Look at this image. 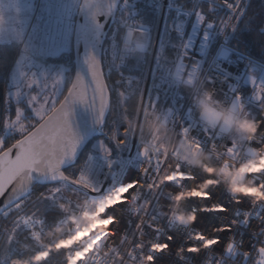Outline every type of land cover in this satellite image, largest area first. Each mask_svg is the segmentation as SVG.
I'll return each instance as SVG.
<instances>
[{
  "label": "built area",
  "instance_id": "1",
  "mask_svg": "<svg viewBox=\"0 0 264 264\" xmlns=\"http://www.w3.org/2000/svg\"><path fill=\"white\" fill-rule=\"evenodd\" d=\"M142 1L155 12L156 26L152 29L139 25L137 11L129 9L124 22L123 46L134 51L138 44L136 37L145 38L148 93L144 108L141 115L137 114L138 110L134 119L123 123V127L116 126V136L120 129L119 136L125 137L127 143L125 139L110 142L111 170L103 159L105 154L92 151L84 161L81 170L89 178L79 184L92 192L94 183L104 187L103 194H111L104 207H113L104 220L97 219L95 213L88 216V211L84 212L92 223L83 231L78 229V234L84 236L93 230L95 233L69 260L74 256L81 264H263L264 199L256 197L257 194L264 196V189L260 187L264 185V170L259 168V164H264V157L253 165L247 177L258 191L233 196L222 183H214L218 177L182 161L179 157L183 153L177 146L183 144L188 148L189 160L206 156L202 163L208 165V171L214 167L239 168L253 161L256 152L264 147V130L258 131L264 111L252 101V85L257 99L264 93V62L227 41L244 0H193L189 7L165 5L164 0ZM206 8L214 9L213 13L206 12ZM170 11L174 14L172 31L177 39L173 60L158 50L154 52L162 15L163 24ZM201 14L214 27L208 29L203 18L197 24L196 17ZM250 74H258V78ZM205 91L212 94L214 106L218 103L229 110L234 102L232 97L238 94L242 98L241 101L236 98L240 104L235 115L238 119L245 109L254 111L251 122L257 125L256 134L251 140L245 138L240 147L234 144L233 153L224 149L233 131L223 132L221 125L210 127L198 115L194 102ZM154 97L156 102L151 108ZM186 119L191 121L190 127L198 124L213 130L222 139L214 145L202 146L184 129ZM201 139L205 137L202 135ZM167 145H172L171 151ZM206 192L212 193L211 200L203 199ZM185 193L188 196L183 199L181 210L191 216L187 224H181L170 219L169 206L174 195L180 199ZM91 197L87 196L85 201L91 203ZM121 200L124 202L118 203ZM241 201L240 208L247 211L236 217L234 213ZM221 204L229 210L224 212L219 207ZM105 224L110 227H102Z\"/></svg>",
  "mask_w": 264,
  "mask_h": 264
},
{
  "label": "trees",
  "instance_id": "2",
  "mask_svg": "<svg viewBox=\"0 0 264 264\" xmlns=\"http://www.w3.org/2000/svg\"><path fill=\"white\" fill-rule=\"evenodd\" d=\"M192 1L174 0L175 4L172 5L189 7ZM127 2L124 9H121L119 4L102 48L103 73L108 91L111 90L112 92V103L101 128L102 135L94 138L85 147L74 166L63 171L64 175L72 181H75L72 173L79 174L87 155L93 151V142L98 138L105 137L107 146L111 147V141L107 138L108 133L116 129L120 123L132 119L140 104L141 78L142 73L144 75L146 73L148 56L145 54L144 60L140 61L134 57V53H128V50L123 51L124 22L127 11L132 8L137 11V23L153 29L156 26V14L142 0H127ZM173 18V12H167L164 23L161 25L159 37L158 51L168 58H174L177 44V39L172 31ZM139 37V35L136 37V41L140 44L143 40ZM227 41L231 46L264 62V0H244ZM18 51H20L19 46L15 41L0 42V116L5 110L7 78ZM50 62L66 67L63 87L69 86L74 70L72 54H64L59 59H49L48 63ZM62 98L63 96L60 97V99ZM8 108L14 112L13 106H10L9 103ZM26 126L30 129L31 123ZM2 132L3 129H0V135L3 134ZM28 132L26 130L25 134ZM18 139H20L19 136H9L6 141L0 143V152ZM68 185L64 182L45 186L36 185L25 199L8 209L10 214L0 215V257L4 249L7 248V258L3 264H11L13 259L28 257L33 254H39L37 259L41 260L42 264H65L63 251H46L44 244L47 243L49 249L52 248L53 241L51 239L46 240L45 234L57 227H65L71 231L67 224V218L72 214V218L75 219L74 213L79 210V206L87 198L86 194L81 191L77 192L74 187H68ZM65 209H71V213ZM41 218H43V223H41ZM18 223L31 226V230L27 233L14 231ZM76 232L77 239L82 237L78 234V229ZM66 247L67 245L63 243L56 245L57 249ZM79 251H74L73 254L76 256ZM73 257L67 261V264H77V258Z\"/></svg>",
  "mask_w": 264,
  "mask_h": 264
},
{
  "label": "snow or ice",
  "instance_id": "3",
  "mask_svg": "<svg viewBox=\"0 0 264 264\" xmlns=\"http://www.w3.org/2000/svg\"><path fill=\"white\" fill-rule=\"evenodd\" d=\"M125 4L127 0H124ZM99 0H82L80 5V11L85 13V15L92 21L96 29L99 31L101 28V22L99 16L101 15L100 8L98 6ZM109 13L113 10L111 8L107 9ZM203 18L207 24V28L211 29L214 24L209 20L208 17L201 16L196 17V23ZM143 31L142 28H139ZM84 63L87 65L88 73L91 79L85 83V80L77 74L75 78L69 83L70 87L66 88L62 85V78L59 76L46 77L41 73L40 78L29 70V65L27 61L26 54L23 50H20L16 54V60L13 61L12 67L14 68L13 74V84L14 91L5 97V110L2 116H0V129H3L2 141H6L9 136H19L21 139L25 134V131H30L31 135L28 140L19 144L18 147H13L7 153V158L4 160L6 167V174L4 180L7 181L11 179V175L16 168L24 167L31 168L36 162L37 155L41 149L48 153H52L53 158L51 159L50 167L53 169H58L63 172V166L72 161L78 149L79 140L74 135L72 129L69 126L68 114L69 109L72 104L80 103L90 106L96 112L97 96L103 99L105 84L103 83L101 77L103 76V62L97 61L96 57L91 51L87 53L84 59ZM210 82V80H209ZM251 84V82H250ZM252 85V84H251ZM54 89V95L49 96V102L45 105V111L43 116L40 115L37 110L38 103L41 102L42 98L46 96L49 92V88ZM254 93L252 96V101L256 103L260 111H264L261 105H264V93L260 95L257 99L255 96V86L252 85ZM66 89V95H65ZM63 96L61 100L60 97ZM17 97H23L24 106H17L14 112L10 111L8 108V101L15 100ZM241 97L237 94L232 97V101L236 98ZM109 105L112 103V92L109 90L108 93ZM59 105V106H58ZM235 106V105H234ZM107 112L104 108L103 103L100 104L98 118L96 120L97 124H101L102 120L105 119ZM190 115V112H189ZM250 115V114H249ZM24 121H31L30 129L27 128L26 124L22 123ZM191 121L186 119L184 122V129L191 134L194 139L202 146L206 143L216 144L218 140L222 139V136H217L216 133L208 128H202L198 124L190 127ZM120 130V129H119ZM119 130H117L116 139H125V145L127 139L125 137L119 136ZM264 130V118H261V128L258 131ZM223 131V130H221ZM199 133V134H198ZM205 139H201V136ZM224 149L227 153H233L234 142L229 141L224 145ZM100 151L104 153V161L107 162V167L109 170L112 168L111 161V150L104 144H101ZM58 153V156L55 154ZM139 155V153H138ZM65 157L68 159L65 160ZM146 174V173H145ZM73 180L77 183L85 182L86 178H89L85 171L80 170L79 174L76 172L72 173ZM195 179V177H193ZM46 183H56L55 177L52 180H44ZM139 181H133L131 183H138ZM68 187H74L75 191L79 192L80 188L74 185H68ZM12 185L9 184L8 188L3 190L0 197H5L7 193V198L5 201H0V215H8V208L11 207L15 200L9 196L11 192ZM31 185H28L26 189H23V195L27 196L30 194ZM94 192H100L102 188L94 183ZM134 190V189H133ZM22 198V197H21ZM212 193L206 192L203 199L205 201L211 200ZM47 199V197H46ZM242 201L237 206L234 213L236 217H239L242 212L247 211V209H241ZM206 209L208 206H205ZM219 207L227 212L229 209L225 205L221 204ZM251 218V217H250ZM41 223H43V218H41ZM221 227V226H219ZM214 227V228H219ZM31 230V226L27 224H17L14 231L27 233ZM223 233H228L224 231ZM172 239L171 236L168 238ZM220 240L217 238V245ZM168 248V244L165 245Z\"/></svg>",
  "mask_w": 264,
  "mask_h": 264
},
{
  "label": "rangeland",
  "instance_id": "4",
  "mask_svg": "<svg viewBox=\"0 0 264 264\" xmlns=\"http://www.w3.org/2000/svg\"><path fill=\"white\" fill-rule=\"evenodd\" d=\"M79 3L80 0H0V42L15 41L19 46V50H23L24 53L26 54L29 70L32 73H34L37 76V78H40L41 73H43L44 76L46 77L59 76L62 78V85H64V80L67 71L66 67L62 64H55L52 62L48 63V60L49 58L59 59L62 55L65 54L62 52L63 51L62 48L65 42L64 40L66 39L68 40V38L71 39L72 37L74 20ZM127 3L125 4L123 0L120 3L121 9L126 8ZM168 4H175L174 0H169ZM70 15L72 16L73 21L68 19ZM162 22H163V18H162ZM68 23H69V28L67 30L68 35L65 36L66 34L64 35V32L66 31V27L68 26ZM54 32L56 33L55 35L57 36L55 35L49 36V34H53ZM139 38H141V40L143 41H141L140 44L139 43L137 44L136 50L131 52L128 51V53L131 54L134 53V57L136 59L143 61L144 60L143 58L146 57L145 53L143 52V49H145L143 48V44H145V42L142 36H140ZM38 48H40L43 51L44 49L46 50L47 48L50 49V51H48L47 49L48 55L47 53H43L44 58L47 59H44L41 54L37 53L36 49ZM122 49L123 51H127V48L124 47L123 45H122ZM156 50H158V46ZM174 58L172 57L170 59L173 60ZM14 71L15 70L12 67L6 82V89H5L6 95L11 94L14 91V84H13ZM253 76H255L256 79L258 78V74L255 75L250 74V77ZM252 80L254 79L251 78V81H249V83L251 82V84H253ZM147 81L148 80H146L145 75L142 73L141 96L139 100L140 104L138 106L139 112L137 113L139 115H140V106H141L143 91ZM54 94H55L54 89L50 87L49 92L46 94L45 97L42 98L41 102L38 103L37 110L39 111L41 116H43L44 114L46 103L49 102L48 97L53 96ZM8 103L10 106H13V108L15 109L17 104L23 107L25 102L23 97H17L15 100H9ZM239 107H240L239 101L235 100L230 107V111L234 115H237L239 111ZM252 112L254 111L245 109L243 113L240 115L239 119H246L248 121H251ZM134 117L129 120H133ZM201 120L204 124H206L202 118ZM22 123L27 125L28 123H31V121H24ZM217 125L218 124H213V126L211 127H216ZM221 130H223V132L230 131L229 129H226L223 126H221ZM107 138L111 142H115L116 130L114 129L113 131L108 133ZM244 140L245 137L243 135H239L234 132L232 133L231 141H233L234 144H236L237 146L239 147L242 146ZM0 141H2V137L0 138ZM101 144L107 146V139L105 137L96 139L92 144V150L104 154L100 151ZM50 195H52V192H50ZM6 250L7 248L4 249V252L0 257V264H3L4 260L7 258Z\"/></svg>",
  "mask_w": 264,
  "mask_h": 264
},
{
  "label": "water",
  "instance_id": "5",
  "mask_svg": "<svg viewBox=\"0 0 264 264\" xmlns=\"http://www.w3.org/2000/svg\"><path fill=\"white\" fill-rule=\"evenodd\" d=\"M168 1L169 0H164V4L167 5ZM120 2L121 0H99L98 6L101 11V15L99 16V20L101 22V28L98 31L95 25L92 23V21L85 15V13L80 11L79 7L82 3V0H80L77 13L75 16V20H74L73 31H72V53L71 54L73 56L74 70H73V76H72L71 81L75 78L77 74H79L85 80V83H87L91 79L90 74L88 73L87 65L84 63L85 56L87 55L89 51H91L92 54L96 57L97 61L98 62L101 61L102 48H103L105 39L108 35V32L110 31V28L115 19ZM109 8L113 10L111 13L107 11V9ZM210 11L213 12L214 9H210ZM162 18H163V15H162ZM162 18H161V22L159 24L158 31L156 34L154 52H156L158 42H159ZM152 61H153V57L151 60V66H152ZM101 79L103 83L105 84L104 95H103L102 100L99 97V95L97 96L96 112L90 106L80 104V103L72 104L69 109V114H68L69 126L72 129L74 135L78 138L79 144H78V149H77L74 159L72 161L67 162L63 166V170L74 166L80 154L85 149V147L94 138L100 137L102 135L101 128L105 122L107 115L105 119L102 120L101 124L96 123V120L98 118L100 104L103 103L107 114L109 112L110 105L108 102L109 91H108V88L105 82L104 74L101 77ZM147 90H148V81L145 84V88L143 91V96H142V101H141V106H140V114L144 106V101L146 98ZM155 102H156V97H154L153 99L151 108H153ZM139 122H140V117L137 122L134 141H135V137L137 134ZM120 126L123 127V123H120ZM30 135H31V132L29 131L23 136L22 139L20 138L16 140L9 147H7L2 152H0V194L3 193V190L8 188L9 184L12 185V189H11V192L9 193V196L15 200V203H13L11 207L16 205L19 201H21L22 199H25L29 195L28 194L27 196H24L23 191H22L23 189H26L28 185H31V190H32L33 187L36 185L45 186L49 184H56L59 182H64L69 185L78 186L80 188V191L86 194L87 196L93 197V196H99L103 194L104 187H102V190L100 192H92L85 186L68 179L64 175V173L60 172L58 169L51 168L50 163H51V159L53 158L54 154L48 153L44 151L43 149L39 151L37 158H36V162L32 165L30 169L24 168V167L16 168L11 175V179L5 181L4 176L7 170L4 164V160L7 158V153L11 150V148L18 147L19 144L23 143L25 140H28ZM55 155L58 156V153ZM67 159L68 158L65 157V160ZM53 177H55L56 183L44 182V180H52ZM107 183H108V180L105 182V184ZM31 190H30V193H31ZM6 198H7V193L5 194V197H0V201H5Z\"/></svg>",
  "mask_w": 264,
  "mask_h": 264
},
{
  "label": "clouds",
  "instance_id": "6",
  "mask_svg": "<svg viewBox=\"0 0 264 264\" xmlns=\"http://www.w3.org/2000/svg\"><path fill=\"white\" fill-rule=\"evenodd\" d=\"M211 93L205 91L202 96L196 100L194 103L198 110V115L203 119V121L208 124L210 127L213 124H218L226 129L233 131L236 134L243 135L246 139L251 140L253 136L256 134L257 125L253 124L251 121L246 119H238L235 115L226 107L220 106L218 103L214 106L211 102ZM152 125H149V129L151 130ZM163 135V133H162ZM181 152L183 153L179 158L182 161H186L189 164H192L196 167H199L201 171H204L207 175H213L218 177L214 183H222L225 187V190L233 196L242 195L246 191H254L258 190L252 185L251 181L247 179L248 175H250L253 165L259 164V161L262 157H264V147L259 149L256 152V157L253 161L247 162L241 165L239 168L233 167L229 170H225L222 167H214L208 171V165L202 163L203 160H206L207 157H201V159H193L189 160V150L183 145H177ZM169 151L172 150V145H167ZM260 170H264V164H259ZM244 177V182L241 183V178ZM201 189L204 188V185L200 186ZM261 189H264V185L260 186ZM111 194H101L99 196L91 197V203L88 201L83 202L79 206V210L74 213L75 219L72 218V214H70L67 218V224L71 228V231L65 227H57L53 231H50L45 234V239H51L53 241L52 248L49 249L47 243L44 244L45 250L51 251H63L65 264L69 260L70 256L74 253V251H79L83 249L85 245L89 243L90 238L94 235L95 230L92 232H88L86 235L76 238L77 232L79 229L81 231L87 229L89 225L92 223V220L88 217L84 216V212L88 211V216H92L95 213V217L99 220H104L106 217V213L108 212L110 207L113 205H108L107 208L104 205L107 203V200L110 198ZM123 195H126L123 194ZM188 194L185 193L184 197L178 199L176 195L172 197V203L170 204V219L175 220L177 223L187 224L188 219L191 216V213H185L181 210V204L184 198H187ZM257 200L264 199V196L257 194ZM124 201H118V203H123ZM256 202V201H254ZM104 208V211L101 212L100 209ZM71 213V209H65ZM102 227L108 228L110 224H105ZM67 245L66 248L57 249L56 245L58 244ZM37 255L33 254L32 256L13 259L11 264H42V261L37 259ZM87 255V254H85ZM84 257H82L83 259ZM77 264H81V262H77Z\"/></svg>",
  "mask_w": 264,
  "mask_h": 264
},
{
  "label": "crops",
  "instance_id": "7",
  "mask_svg": "<svg viewBox=\"0 0 264 264\" xmlns=\"http://www.w3.org/2000/svg\"><path fill=\"white\" fill-rule=\"evenodd\" d=\"M68 19H70L71 21H73L72 20V16L70 15L69 17H68ZM67 20V19H66ZM68 28H69V23H68V26L66 27V31L64 32V35L65 36H67L68 34V32H67V30H68ZM60 33H62V32H60ZM56 33L54 32L53 34H49V36H53V35H55ZM55 36H57V35H55ZM55 39V38H54ZM71 39H72V37H71ZM71 39H69L68 38V40L66 39V40H64L65 42H64V45H63V48H62V52L63 53H65V54H71ZM53 40V39H52ZM51 40V41H52ZM48 49V51H50V49L49 48H47ZM47 49L45 50L44 49V51L43 50H41L40 48H38V49H36V51H37V53H39V54H41L42 56H43V53H47V55H48V51H47ZM41 50V51H40ZM42 52V53H41ZM37 55V54H36ZM38 56V55H37ZM43 58H44V56H43ZM44 59H47V58H44ZM50 59V58H49Z\"/></svg>",
  "mask_w": 264,
  "mask_h": 264
},
{
  "label": "bare ground",
  "instance_id": "8",
  "mask_svg": "<svg viewBox=\"0 0 264 264\" xmlns=\"http://www.w3.org/2000/svg\"><path fill=\"white\" fill-rule=\"evenodd\" d=\"M167 4H168V3H167ZM241 8H242V7H241ZM210 9H212V8H206L205 11L208 12L209 14H212L213 12H211ZM240 10H241V9H240ZM239 12H240V11H239ZM144 39H145V38H144ZM147 93H148V90H147ZM146 96H147V94H146ZM145 99H146V98H145ZM144 102H145V101H144ZM144 104H145V103H144ZM143 108H144V106H143ZM142 111H143V110H142ZM141 113H142V112H141ZM140 115H141V114H140ZM138 119H139V118H138ZM137 122H138V121H137ZM138 126H139V125H138Z\"/></svg>",
  "mask_w": 264,
  "mask_h": 264
}]
</instances>
